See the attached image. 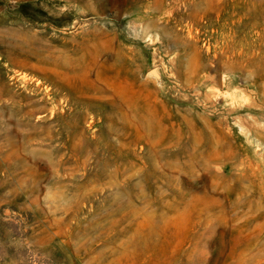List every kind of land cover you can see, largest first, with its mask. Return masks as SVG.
Wrapping results in <instances>:
<instances>
[{
	"label": "rangeland",
	"instance_id": "rangeland-1",
	"mask_svg": "<svg viewBox=\"0 0 264 264\" xmlns=\"http://www.w3.org/2000/svg\"><path fill=\"white\" fill-rule=\"evenodd\" d=\"M0 264H264V0H0Z\"/></svg>",
	"mask_w": 264,
	"mask_h": 264
}]
</instances>
